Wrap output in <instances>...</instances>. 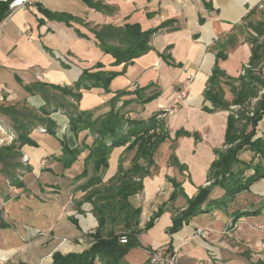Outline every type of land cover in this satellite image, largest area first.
I'll list each match as a JSON object with an SVG mask.
<instances>
[{
  "label": "crops",
  "instance_id": "obj_1",
  "mask_svg": "<svg viewBox=\"0 0 264 264\" xmlns=\"http://www.w3.org/2000/svg\"><path fill=\"white\" fill-rule=\"evenodd\" d=\"M91 1L35 0L11 14L0 33V264H54L55 253L83 254L93 246L99 221L86 199L93 190L86 187L93 165L88 176L78 178L94 136L89 130L73 132L70 115L104 118L123 92L116 109L126 118H160L162 105L175 113L163 120L170 137L155 151L143 190L129 199L142 209L133 228L134 245L122 258L97 257L94 264H149L150 250L160 247L178 248L180 264H264V178L237 196L215 185L211 166L218 158L215 151L222 150L217 144L225 143L229 112L210 113L206 108L213 105L205 97L219 53L227 55L218 61L220 68L234 78L250 62L252 44L242 36L246 30L257 35L249 26L264 23L256 19L264 0ZM128 24L158 31L148 53L121 65L102 50L96 32ZM85 71L118 75L106 92L78 86ZM66 90L81 95L76 99ZM156 94L157 99L145 102ZM258 128L256 138H261L264 119ZM25 133L30 141L22 144ZM167 141L176 146L163 166L157 158ZM66 146L83 149L70 168L62 161ZM125 150H113L101 185L110 186L121 165L132 168L134 152ZM248 152L239 156L246 164L255 155L241 158ZM242 170L245 177L254 173L241 165L235 172ZM201 188H212L202 213L172 232L175 218ZM118 226L107 224L102 234H120ZM198 229L203 234L197 235Z\"/></svg>",
  "mask_w": 264,
  "mask_h": 264
},
{
  "label": "trees",
  "instance_id": "obj_2",
  "mask_svg": "<svg viewBox=\"0 0 264 264\" xmlns=\"http://www.w3.org/2000/svg\"><path fill=\"white\" fill-rule=\"evenodd\" d=\"M88 4H93L91 0H84ZM12 0H0V23L4 21L11 13L10 3ZM49 17L55 18L48 11H43ZM167 24H163L165 27ZM257 35L250 34V43L252 44V56L249 60L251 69L246 70L245 75L238 78L229 76L219 66L220 59H227V55L219 53L217 62L213 69L212 75L208 80L205 97L213 105V108H206L210 113L218 111H228L227 129L225 135V150L217 149L215 152L218 158L212 163L211 172L215 176V185H221L227 189V194L234 196L243 190H248L250 185L255 181L264 178V136L256 138L257 127L264 119V75L259 67L264 62V23L249 26ZM158 31H143L139 24H128L125 27L105 26L96 35L100 41V47L105 53L112 54L116 58V63H131L134 59L146 54L151 50L150 39ZM116 41H110L109 39ZM116 72H101L90 74L85 71L78 86L84 84L86 89L93 87L103 88L109 92L111 79L117 76ZM238 83V85H237ZM229 86L234 95V99H226L224 86ZM78 99L81 94L73 93L69 90L64 91ZM126 92L120 93L112 100V110L104 117L92 120L89 113H80L79 115H70L71 127L73 132L78 133L82 130H89L94 136L91 146V152L86 158L85 172L78 178L89 175V165L92 164L94 174L91 176L87 188L103 184L104 176L109 167L110 155L115 148L124 147L125 152H134L132 168L124 170L120 166L119 174L110 180V186L105 189L97 190L95 193L90 191L86 199L94 204L93 213L99 221V227L96 231L95 243L83 254H54V264H94L97 257H124L129 249L134 245L136 238L133 228L139 223L142 213L141 208H134L129 199L131 196L140 193L143 186V177L149 174V168L155 165L154 154L163 142L169 137L170 133L165 123L158 116H153L149 120H137L126 118L116 109L117 102ZM158 94L150 96L145 102H151L157 99ZM253 99H258L254 105V115L247 116ZM126 103V102H125ZM233 106L241 107V110L235 112ZM23 130L22 126L18 127ZM251 129V130H249ZM158 130V132H157ZM190 135V134H188ZM21 143H28L26 133L20 136ZM253 150L260 162L252 161L246 164L239 159V156L245 150ZM83 149L69 146L64 147L65 157L62 159L65 168H70L81 155ZM175 160V158H174ZM146 162V166L142 164ZM253 168L254 173L244 176V171L235 172L237 166ZM140 178L139 181L136 178ZM231 185V188L229 187ZM212 188H201L198 195L189 200V207L174 220L171 228L172 232L178 231L185 222L202 213L203 205L208 201ZM107 224L123 225L127 232L126 235L115 234L112 231L108 238L102 234L103 228ZM122 236L128 238V243L122 244Z\"/></svg>",
  "mask_w": 264,
  "mask_h": 264
},
{
  "label": "rangeland",
  "instance_id": "obj_3",
  "mask_svg": "<svg viewBox=\"0 0 264 264\" xmlns=\"http://www.w3.org/2000/svg\"><path fill=\"white\" fill-rule=\"evenodd\" d=\"M256 19H258V20H260V19H264V11L263 10H259V13H258V15L256 16ZM246 33H244L243 34V36H242V39H245L246 41H249V38H250V31L249 30H246L245 31ZM262 40H264V37L262 38ZM250 43V42H249ZM246 65H250L249 63H247V64H245V66ZM244 66V67H245ZM243 67V68H244ZM259 67H261L260 68V71H261V73H262V75H264V62L259 66ZM243 69H242V71H241V75H243ZM223 86H225V88H226V98L229 100V101H232L233 100V98H234V95L232 94V92H231V90H230V87L229 86H226V85H223ZM184 91V90H183ZM264 93V91H261L260 92V95H262ZM186 96H184V98H185ZM257 100L258 99H253L252 100V103H251V106H250V109H249V111L248 112H245L244 111V113L247 115V116H253L254 115V105H255V103L257 102ZM232 110H234L235 112H238L239 110H241V107H237V106H233L232 107ZM243 110V109H242ZM241 110V111H242ZM239 113V112H238ZM174 116V115H173ZM151 117H153V115H151L150 116V118ZM168 117H170V116H167V117H164V118H160V119H162V120H164L165 118H168ZM260 126V123H259V125H258V127ZM257 127V135H256V137L258 136V134H259V131H262V129H259ZM261 127H262V125H261ZM249 130H251V129H249ZM174 146H176V144L174 143V141L172 142V141H167L166 143H165V145H163L162 146V148H161V150H160V152H159V154H158V161H159V163H160V165H163V166H165L166 164H165V158L167 157V154H171L172 153V150L171 149H173V147ZM217 147L218 148H222V150H225L226 148H227V146L226 147H224V145H223V143H218L217 144ZM246 151V150H245ZM251 152H254L253 150H250L249 149V152L248 153H243L242 155H241V158H243L244 160H249L250 158H251ZM253 157V162H254V164L255 163H261L260 162V160L262 159V158H259L258 157V155L255 153V155H253L252 156ZM251 160V159H250ZM21 162H22V164H26L27 162H28V160L25 158V154L22 156V158H21ZM262 164V163H261ZM125 166H126V168L128 167V164H125ZM22 175L23 176V173H19V175ZM109 187V185H107V184H105V185H99V186H96V187H93V190H92V192L93 193H95L97 190H100V189H105V188H108ZM0 216H2V218H3V213H2V208L0 209ZM13 226L12 225H7V227L6 228H8V229H10V228H12ZM13 229V228H12ZM117 230V232L118 233H120V234H123L124 232H125V228L123 227V225H120V226H118L117 228H116ZM2 261H5V259H3L2 258Z\"/></svg>",
  "mask_w": 264,
  "mask_h": 264
},
{
  "label": "built area",
  "instance_id": "obj_4",
  "mask_svg": "<svg viewBox=\"0 0 264 264\" xmlns=\"http://www.w3.org/2000/svg\"><path fill=\"white\" fill-rule=\"evenodd\" d=\"M35 0H12L10 3V10L11 13L10 15L0 23V33L2 31V28L6 25L8 18L13 14L16 10L18 9H24L28 6H31L34 3ZM251 69L250 65H246L243 68V75L246 74V70ZM191 81L192 78H189ZM137 87V86H136ZM189 89V86L186 90H184L181 94L182 97L186 96V93ZM3 100V97L0 94V101ZM162 109V114L160 115V118H164L167 116H172L174 115V109L172 107H167V106H161ZM158 132V130H157ZM25 158L28 160V157L25 156ZM203 234V230L198 229L197 235ZM120 242L122 244H127L128 243V238L126 236H122L120 239ZM264 247V243H263ZM259 256V255H258ZM180 251L178 248H173V247H160L157 249H151L149 252V264H180Z\"/></svg>",
  "mask_w": 264,
  "mask_h": 264
}]
</instances>
